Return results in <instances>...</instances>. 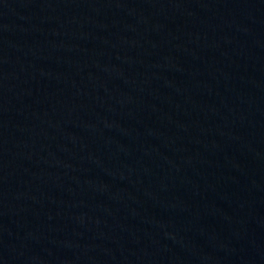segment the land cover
Here are the masks:
<instances>
[{
	"label": "water",
	"instance_id": "95a60500",
	"mask_svg": "<svg viewBox=\"0 0 264 264\" xmlns=\"http://www.w3.org/2000/svg\"><path fill=\"white\" fill-rule=\"evenodd\" d=\"M0 264H264V0H0Z\"/></svg>",
	"mask_w": 264,
	"mask_h": 264
}]
</instances>
